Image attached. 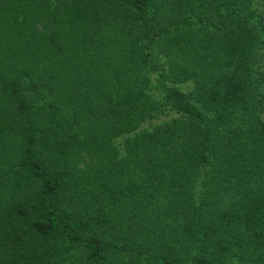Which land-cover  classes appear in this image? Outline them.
<instances>
[{
  "label": "trees",
  "instance_id": "16d2710c",
  "mask_svg": "<svg viewBox=\"0 0 264 264\" xmlns=\"http://www.w3.org/2000/svg\"><path fill=\"white\" fill-rule=\"evenodd\" d=\"M0 264H264V0H0Z\"/></svg>",
  "mask_w": 264,
  "mask_h": 264
}]
</instances>
